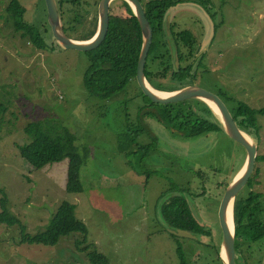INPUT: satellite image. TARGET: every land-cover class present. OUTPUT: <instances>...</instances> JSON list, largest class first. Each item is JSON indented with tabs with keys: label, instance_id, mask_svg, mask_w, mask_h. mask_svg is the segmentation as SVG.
Returning <instances> with one entry per match:
<instances>
[{
	"label": "rangeland",
	"instance_id": "rangeland-1",
	"mask_svg": "<svg viewBox=\"0 0 264 264\" xmlns=\"http://www.w3.org/2000/svg\"><path fill=\"white\" fill-rule=\"evenodd\" d=\"M98 1L83 0L80 7H68L64 21L71 40L83 42L94 34L96 23L91 17L78 25L73 21L89 9L99 16V5L94 6ZM9 2L0 0V188L27 235L45 231L57 207L66 201L76 206L88 236L83 246L79 245L82 234L63 237L55 247L20 246L18 228L0 224V264H89L87 246L110 264H214L213 246L220 250L221 244L219 203L243 166L244 148L224 131L197 138L170 131L148 110L155 107L136 80L108 100L89 97L84 87L88 55L53 43L44 0L19 2L25 8V22L46 27V51L36 50L13 33L7 22ZM210 2L209 11L193 2L168 11L177 33L188 30L197 40V60L202 59L190 78L178 81L168 74L164 79L149 77L148 83L168 93L195 85L217 95L228 109L238 102L260 109L264 107V0ZM168 38L172 40L170 33ZM147 70L157 73L160 67L148 62ZM42 119L62 124L78 138L81 155L88 152L82 166V193L65 191L67 160L34 169L18 153L19 147L29 145L23 129ZM141 127L145 136L138 139L139 145L156 141L142 160L136 147L122 152L121 142L126 132ZM257 127L258 137L250 140L257 155H264V115L257 117ZM253 175L250 189L264 193V161L254 165ZM179 189L212 239H179L167 233L157 204ZM262 203L264 222V198ZM235 257L236 264L241 258L247 264H264V240L236 246Z\"/></svg>",
	"mask_w": 264,
	"mask_h": 264
},
{
	"label": "trees",
	"instance_id": "trees-1",
	"mask_svg": "<svg viewBox=\"0 0 264 264\" xmlns=\"http://www.w3.org/2000/svg\"><path fill=\"white\" fill-rule=\"evenodd\" d=\"M55 1L67 35L64 21L65 13L68 7H80L83 0ZM188 2L196 3L207 11H209L211 4L210 0H147L144 3L142 2L146 19L152 29V43L144 70L147 81L149 77L164 79L168 74L174 80L185 81L190 78L191 70L195 64L202 59L197 60L200 52L197 47V40L188 30H181L177 33L176 24L168 22L172 40H169L166 33L168 11ZM98 5L99 1L94 5L95 8H98ZM89 7L91 8L92 5H89ZM90 12L91 9L86 12V16L82 19L76 18L73 21V25H78L85 18L89 20L91 17L94 20L93 25L96 23L94 34L83 42L92 40L98 32V13ZM7 13V22L12 24L15 35L22 41L28 42L38 51L47 50L44 39L47 34L46 27L43 26L42 29V26L25 22L23 19L25 8L19 0H10ZM46 25L51 34L47 23ZM142 46L141 27L133 8L125 0L113 1L110 7V25L107 39L99 49L87 53L90 66L84 75V87L89 97L108 100L124 90L130 81L136 80ZM176 55L180 61L179 68L176 67ZM148 62L149 64H158L160 70L157 73H150L147 70ZM144 98L150 105L155 107L148 109L152 112L150 113L155 114L165 122L167 129L176 134L186 138H197L224 131L218 115L202 100L164 106L153 104L145 96ZM229 111L238 129L254 141L258 137L257 117L264 115V107L252 109L247 104L238 102L231 106ZM23 133L29 139V145L18 148L20 156L34 169H41L47 165L67 160L65 191L70 194L82 193V166L88 157V152L85 151L84 155H81L80 149L76 147L78 138L62 124L52 119H42L28 123L23 129ZM143 136H145V129L142 127L136 131L126 132L121 140L125 145L122 147V152H127V148L136 147L137 151H141L140 160L145 158L155 146L156 141L151 140L150 144L141 146L137 141ZM258 161H264V155H257L255 164ZM257 173L258 170H255V175ZM253 177L254 175L246 185V194L240 192L233 204L235 250L236 246L258 243L264 240V222L262 221L264 193H256L250 189ZM179 191V193L168 196L157 204V209L166 228L173 231H186L197 238L212 239V232L197 221L185 193H182L180 189ZM8 203L9 199L6 191L0 188V224L9 228H18L20 246L55 247L61 238L72 234L83 235V242H79L80 246L87 243L88 229L83 221L76 216V206L74 204L66 201L61 202L45 231L29 236L25 233L19 219L8 209ZM90 249L88 246L85 247V252H88L87 260L89 264H110L107 257L97 251L90 252ZM213 254L212 261L214 264H222L219 258V247L215 244Z\"/></svg>",
	"mask_w": 264,
	"mask_h": 264
},
{
	"label": "water",
	"instance_id": "water-1",
	"mask_svg": "<svg viewBox=\"0 0 264 264\" xmlns=\"http://www.w3.org/2000/svg\"><path fill=\"white\" fill-rule=\"evenodd\" d=\"M115 0H101L99 4V26L96 36L88 42H76L71 40L65 33L63 22L56 5L55 0H44L45 9L47 14V23L54 42L58 47L67 51H76L80 53H91L99 49L107 39L110 25V7ZM133 8L142 32L143 46L141 55L138 61V69L136 81L140 86L144 96L153 104L157 105H170L178 104L191 100H202L209 106L213 104L218 109V117L222 123V127L226 135L233 142L241 145L245 152L246 158L243 165V172L238 179H233L230 185L225 190L218 207L217 222L221 235V244L219 250V258L222 264H236L235 260V247H234V225L233 231L228 230L226 224L227 212L230 210L231 222L233 224V204L237 195L246 187L251 175L253 173L255 159L257 156V147L251 140L244 135L237 127L228 107L224 102L215 94L199 88L195 85L188 86L181 91L173 92V95L168 97H159L150 91V87L144 70L146 58L150 51L152 43V29L146 19L145 10L141 0H125ZM166 33L169 36V18H166ZM176 67H180V61L176 55ZM151 88V87H150ZM152 89V88H151ZM212 109V107L210 106ZM213 110V109H212ZM167 233L179 239L196 240V236L186 231H173L168 230ZM224 257V259L222 258Z\"/></svg>",
	"mask_w": 264,
	"mask_h": 264
},
{
	"label": "bare ground",
	"instance_id": "bare-ground-1",
	"mask_svg": "<svg viewBox=\"0 0 264 264\" xmlns=\"http://www.w3.org/2000/svg\"><path fill=\"white\" fill-rule=\"evenodd\" d=\"M148 88L150 89L151 92H153L154 94H156V95L159 96V97H168V96H170V95H173V94H172L173 92H170V93H168V92H159V91H157V90L151 89L150 87H148ZM210 106L212 107L213 111H214L215 113L218 114V109H217L213 104H210ZM242 169H243V167H242L241 170L236 174V176L234 177V179H238V178L240 177V175H241L242 172H243ZM226 224H227L228 230H229L230 232H232V231H233V224H232V222H231L230 210L227 212ZM222 258L224 259V257H222Z\"/></svg>",
	"mask_w": 264,
	"mask_h": 264
},
{
	"label": "flooded vegetation",
	"instance_id": "flooded-vegetation-1",
	"mask_svg": "<svg viewBox=\"0 0 264 264\" xmlns=\"http://www.w3.org/2000/svg\"><path fill=\"white\" fill-rule=\"evenodd\" d=\"M239 264H247L246 259L241 258Z\"/></svg>",
	"mask_w": 264,
	"mask_h": 264
},
{
	"label": "crops",
	"instance_id": "crops-1",
	"mask_svg": "<svg viewBox=\"0 0 264 264\" xmlns=\"http://www.w3.org/2000/svg\"><path fill=\"white\" fill-rule=\"evenodd\" d=\"M159 92H162V91H159ZM176 92V91H175ZM245 162V161H244ZM243 165H244V163H243ZM243 166H241L240 167V169L242 168ZM240 169L236 172V173H238L239 171H240ZM235 177V176H234ZM234 179V178H233ZM233 181V180H232Z\"/></svg>",
	"mask_w": 264,
	"mask_h": 264
}]
</instances>
